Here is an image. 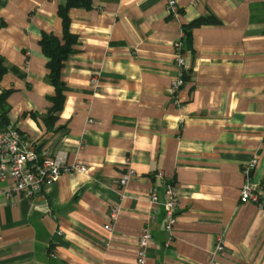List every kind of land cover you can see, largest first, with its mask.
I'll return each mask as SVG.
<instances>
[{"label":"crops","instance_id":"obj_1","mask_svg":"<svg viewBox=\"0 0 264 264\" xmlns=\"http://www.w3.org/2000/svg\"><path fill=\"white\" fill-rule=\"evenodd\" d=\"M65 1L0 7V93L10 91V122L40 150L65 151L87 171L64 172L34 198L10 196L12 182L0 181V264H138L143 227L152 232L146 264H264V0H176L177 15L167 0L70 8L78 40L62 70L63 107L52 112L41 40L63 37ZM208 16L218 21L195 27L188 47L184 25ZM180 41L187 78L174 90ZM253 159L259 200L242 202ZM163 182L180 194L171 231Z\"/></svg>","mask_w":264,"mask_h":264},{"label":"built area","instance_id":"obj_2","mask_svg":"<svg viewBox=\"0 0 264 264\" xmlns=\"http://www.w3.org/2000/svg\"><path fill=\"white\" fill-rule=\"evenodd\" d=\"M167 8L170 14L177 15L179 6L176 0H167ZM183 42L177 43L176 64L180 69L178 78L174 81L173 89H179L185 82V71L187 68L186 58L179 52ZM91 83L99 86L98 77H92ZM257 165V159L251 160L244 167L246 182L241 187V201H258V194L254 192L250 182L252 170ZM87 166L79 162L68 163L67 153L60 151L56 155L47 150H40L37 143L27 134L22 133L16 124L8 123L0 126V181H11L12 187L7 190L10 196L23 198H34L50 183L56 181L64 172H85ZM131 168L121 177V184L127 185L134 174ZM158 176L164 178V172L158 171ZM163 204L166 209V228L172 230L177 220L180 194L176 185L171 182H163ZM158 189L154 188L150 193L152 201H158ZM120 215V206H114L109 213V221L105 228L112 230L113 223ZM61 233V231H60ZM152 242V232L149 227H143L138 238L137 262L146 264L147 252ZM225 247L223 235L218 238L213 256L222 252Z\"/></svg>","mask_w":264,"mask_h":264},{"label":"trees","instance_id":"obj_3","mask_svg":"<svg viewBox=\"0 0 264 264\" xmlns=\"http://www.w3.org/2000/svg\"><path fill=\"white\" fill-rule=\"evenodd\" d=\"M5 4V0H0V7ZM90 7L91 0H66L65 3L59 5L58 13L63 20V37L60 39L53 33H43L41 44L45 54L49 57L48 66L50 71L47 79L56 88L54 96L50 97L53 102L52 112H59L65 101L64 81L62 80V70L65 62L74 51V45L78 40V36L71 32V18L69 10L72 7ZM218 20L213 16L199 17L184 25V41L188 47H192V30L195 27L215 23ZM7 71L4 58L0 55V82ZM186 79V75L184 76ZM10 91H2L0 93V126L6 125L10 122L8 113L10 111V104L7 99Z\"/></svg>","mask_w":264,"mask_h":264}]
</instances>
